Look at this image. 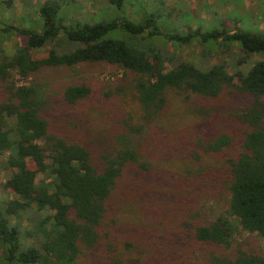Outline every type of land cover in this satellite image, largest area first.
I'll return each mask as SVG.
<instances>
[{"label": "trees", "instance_id": "1", "mask_svg": "<svg viewBox=\"0 0 264 264\" xmlns=\"http://www.w3.org/2000/svg\"><path fill=\"white\" fill-rule=\"evenodd\" d=\"M106 3L123 8L126 0ZM13 4L14 0H0V6L8 9ZM140 6L147 7L144 3ZM151 10L139 21L123 17L66 24L59 5L47 1L37 7L39 31L0 18V41L13 36L22 40L12 53L0 46V157L4 156L0 165L8 173L3 190L6 196L11 195L0 197V264H86L88 252L92 264H97L101 258L94 253L102 242L108 251L113 249L109 237L115 235V229L104 226V219L117 178L124 167L139 161L133 136L142 126L117 136L116 150L105 155L100 169L88 148L50 131L40 113L44 101L37 85L14 81L15 76L27 80L45 68L95 63L132 74L130 89L145 120L164 107L167 91L200 105V113L206 116L202 124L211 129L205 141L196 140L203 154L219 153L239 142V150L226 158L225 166L213 170L220 173L219 180L226 188V206L211 222L191 221L202 254L197 253L196 261L191 256L185 258L188 264H264V252L256 243V237L264 239V58L252 61L246 69L240 67L254 55L264 56V34L239 28L231 19L233 30L220 19L211 27L169 32L159 25L164 19L160 8ZM157 39L175 49L201 45L204 68L180 56L169 57ZM233 46L240 52L233 62L230 59L232 63L207 66L212 51L224 47L230 52ZM41 48H46L45 54L36 57ZM117 90L123 92L127 86ZM90 92L85 84L67 85L62 95L73 105ZM226 98L244 104L225 108ZM214 121L223 126L214 128ZM189 153L196 162L202 156L195 147ZM202 169L204 166L197 170L198 176ZM191 173V169L185 173L188 181H193ZM156 207L154 204L151 211L160 210ZM24 219L28 224L23 226ZM137 230L141 234L138 241L147 245L154 260L159 253L166 254L165 261L172 259L170 264H177L175 247L151 242L155 236L151 229ZM243 232L248 236L237 240ZM131 243L126 241L124 248H130ZM105 258L111 264L122 261L109 255Z\"/></svg>", "mask_w": 264, "mask_h": 264}, {"label": "rangeland", "instance_id": "2", "mask_svg": "<svg viewBox=\"0 0 264 264\" xmlns=\"http://www.w3.org/2000/svg\"><path fill=\"white\" fill-rule=\"evenodd\" d=\"M47 1H55L59 5V14L66 24H93L123 17L139 21L144 12L160 8L161 18L164 19L159 21V25L169 32L182 33L199 27H211L220 19L228 29L233 30L231 19L238 22L239 28L264 34V0H135L139 3L136 6L130 4L135 1L126 0L123 8L109 5L106 0H14L10 9L0 6V18L9 24L31 26L39 31L37 7ZM141 2L147 7L140 6ZM21 41V37L13 36L0 41V46L12 53L14 45ZM157 43L169 57L180 56V59L204 68L205 65L200 63L201 45L192 43L175 49L165 40L157 39ZM45 51L46 48L36 50L35 56H43ZM239 52L236 46L230 52L221 47L210 53L207 66L221 61L232 63ZM262 58L264 56L254 55L240 67L246 69L252 61ZM165 65L169 68V64ZM131 76L130 72L121 68L95 63L45 68L27 80L15 76L14 81L17 85L31 82L37 85L44 101L40 113L49 123L50 131L88 148L93 163L100 169L104 167L105 155L116 150L117 136L129 128L142 126L133 136L140 151L139 161L124 167L117 178L109 202L111 206L104 219V226L115 229V235L111 233L109 237L113 249L108 251L102 247L105 246L102 242L94 253L101 258L97 264H111L109 258H105L107 255L120 257L122 261L119 264H170L172 259L165 261L166 254L159 253L157 260H154L147 245L146 249L143 242L138 241L141 234L138 235L137 229H151L159 237L156 240H153L155 236L152 237L151 242L160 241L161 244L175 247L178 252L175 262L188 264L186 256L196 261L197 253L202 254V246L194 241L191 221L211 222L223 212L228 195L219 180L220 173L213 170L225 166L226 158L239 150V142L235 141L234 145L219 153L203 154L196 140L205 141L210 135L211 129L202 124V118L206 116L200 113V105L185 101L183 95L173 91L166 92V103L157 116L145 120L133 97L134 91L130 89ZM80 84L89 86L90 95L73 105L66 103L62 95L64 88ZM123 85L127 86V90L119 92L117 88ZM243 104L237 98H226L223 102L225 108ZM218 114L219 111L216 117ZM212 125L216 129L223 126L215 121ZM192 147L202 155L197 162L189 153ZM3 158L0 157V162ZM141 163H145V166H140ZM200 166H204V169L198 176ZM189 169L193 181L186 179L185 173ZM7 179L8 173L0 165L2 198L11 196H6L7 192L3 190ZM154 204L160 210L151 211ZM27 224L24 219L23 226ZM246 236L248 234L243 232L237 240ZM126 241L132 242L128 249L124 248ZM256 243L264 252V239L256 237ZM87 258L86 264H92L89 252Z\"/></svg>", "mask_w": 264, "mask_h": 264}]
</instances>
